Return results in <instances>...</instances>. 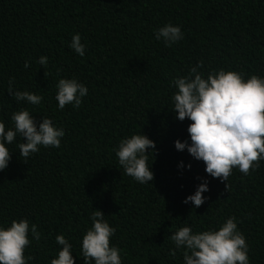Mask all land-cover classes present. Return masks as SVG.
Wrapping results in <instances>:
<instances>
[{
    "label": "trees",
    "instance_id": "trees-1",
    "mask_svg": "<svg viewBox=\"0 0 264 264\" xmlns=\"http://www.w3.org/2000/svg\"><path fill=\"white\" fill-rule=\"evenodd\" d=\"M169 22L184 33L172 47L155 39ZM76 33L87 45L83 57L69 48ZM41 56L48 57L44 67ZM200 60L205 74L223 68L264 76V0H0V120L7 129L11 114L27 108L37 122L46 115L66 133L59 148L41 147L27 162L9 146L14 152L0 171V223L27 218L42 233L25 250L29 264H50L62 247L58 234L83 264L80 241L96 209L116 228L111 243L123 264H183L179 251L169 255L177 228H217L232 216L250 264H264V160L250 175L233 169L221 181L174 145L191 142V121L172 111V80ZM62 77L88 87L78 109L57 107ZM11 78L14 90L41 95L42 103H17L7 90ZM141 132L156 143L147 184L124 175L115 154L122 138ZM204 178L205 202L184 203Z\"/></svg>",
    "mask_w": 264,
    "mask_h": 264
},
{
    "label": "clouds",
    "instance_id": "clouds-1",
    "mask_svg": "<svg viewBox=\"0 0 264 264\" xmlns=\"http://www.w3.org/2000/svg\"><path fill=\"white\" fill-rule=\"evenodd\" d=\"M155 39L172 47L184 39V33L180 25L169 22L155 31ZM86 46L79 33L73 35L69 44V48L81 57L85 55ZM38 63L46 66L48 57L41 56ZM203 66L204 61L200 60L186 75L172 80L176 89L172 111L178 120L191 121L187 127L191 142L177 139L175 148L178 151L187 149L194 159L204 162L207 174L221 181H227L233 169L250 175V170L254 171L264 160V76L245 77L239 71L223 68L205 74L201 71ZM24 67L28 68L29 63L25 62ZM55 88L60 110L66 105L78 109L88 94V87L75 77L59 78ZM7 90L17 103L40 105L43 101V97L34 92L14 90V78L9 79ZM10 120L12 126L7 129L0 120V171L8 167L14 152L9 146L16 144L20 158L27 162L41 147L59 148L66 135L64 128L46 115L37 122L27 108L13 112ZM18 137L23 142L17 143ZM155 149V141L142 132L122 138L115 154L123 174L140 184L152 183L154 173L147 161L148 154ZM208 190L204 178L184 203L200 207L207 199L203 193ZM90 220L91 226L80 241L83 264H123L121 250L111 243L116 228L98 209L90 214ZM41 235L38 226L27 218L13 219L10 224L0 223V264H29L32 257L26 256L25 250L33 239L39 241ZM170 240L173 247L169 255L175 257L179 251L183 264H250L249 245L235 216L226 218L217 228L202 231H194L190 225L181 226L170 235ZM55 242L62 247L50 264H75L69 239L58 234Z\"/></svg>",
    "mask_w": 264,
    "mask_h": 264
}]
</instances>
